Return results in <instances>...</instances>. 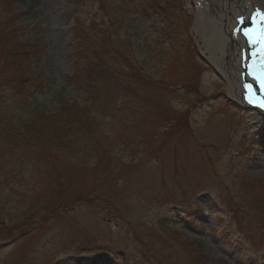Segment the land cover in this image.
I'll list each match as a JSON object with an SVG mask.
<instances>
[{
  "label": "rangeland",
  "instance_id": "rangeland-1",
  "mask_svg": "<svg viewBox=\"0 0 264 264\" xmlns=\"http://www.w3.org/2000/svg\"><path fill=\"white\" fill-rule=\"evenodd\" d=\"M232 1L244 2L211 0L210 8ZM132 2L135 17L125 32L134 84L118 90L122 109L104 133V159L50 151L12 157L0 148L3 190L23 188L29 204L80 197L91 206L65 208L3 246L0 264H264V215L236 184L245 178L264 188L262 120L228 95L226 79L201 52L196 0ZM8 9L17 15L25 5ZM33 10L32 18H15V35L0 32V87L19 78L16 65L26 58L25 69L83 102L67 83L72 28L75 16L94 9L37 0Z\"/></svg>",
  "mask_w": 264,
  "mask_h": 264
},
{
  "label": "trees",
  "instance_id": "trees-1",
  "mask_svg": "<svg viewBox=\"0 0 264 264\" xmlns=\"http://www.w3.org/2000/svg\"><path fill=\"white\" fill-rule=\"evenodd\" d=\"M18 1L25 5V10L6 15L11 4ZM66 1L94 9L87 18L75 16L72 28L75 51L67 83L79 89L84 95L83 102L68 97L65 88H54L44 75L25 69L26 58L18 62L19 78H11L12 83L6 88L0 87V148H5L12 157L50 151L76 161H102L104 133L122 109L118 90L124 84H134L131 41L125 32L126 25L135 17L136 5L132 0ZM36 3L37 0H0V32L8 35L13 31L11 35H15L13 21L16 17L32 18ZM24 47L30 52L35 49L29 42ZM236 184L249 198L254 211L264 215V188L245 178H236ZM1 185L0 249L38 230L65 208L91 206L87 198L80 197L65 205L43 201L40 205L34 201L29 204L23 188H19L22 193L16 191L13 195L14 191L7 192Z\"/></svg>",
  "mask_w": 264,
  "mask_h": 264
},
{
  "label": "bare ground",
  "instance_id": "bare-ground-1",
  "mask_svg": "<svg viewBox=\"0 0 264 264\" xmlns=\"http://www.w3.org/2000/svg\"><path fill=\"white\" fill-rule=\"evenodd\" d=\"M199 2V0H196ZM247 3L232 1L231 5L222 4L212 10L211 0H201L196 7L194 30L197 34L201 52L210 66L217 70L227 82V93L239 105L241 90L239 81V49L242 47L239 35H232L235 18L243 15L248 18L255 4L264 7V0H244ZM196 4V3H195Z\"/></svg>",
  "mask_w": 264,
  "mask_h": 264
},
{
  "label": "snow or ice",
  "instance_id": "snow-or-ice-1",
  "mask_svg": "<svg viewBox=\"0 0 264 264\" xmlns=\"http://www.w3.org/2000/svg\"><path fill=\"white\" fill-rule=\"evenodd\" d=\"M251 21L256 25V27L244 28L242 35L247 39L251 46L258 45L251 55H259L261 58L260 62L257 63L255 60H253L250 68L251 75L253 76L254 80L259 83L261 91L264 92V12L257 10L254 14H252ZM242 22L243 18L238 21V23ZM243 87L245 89L244 99L247 101V103L264 109V95L258 96L253 91L252 84H245Z\"/></svg>",
  "mask_w": 264,
  "mask_h": 264
}]
</instances>
